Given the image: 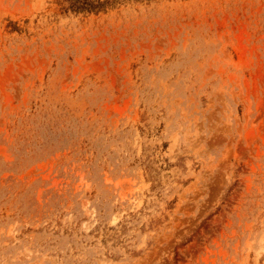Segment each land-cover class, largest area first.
Listing matches in <instances>:
<instances>
[{
	"label": "rangeland",
	"instance_id": "1",
	"mask_svg": "<svg viewBox=\"0 0 264 264\" xmlns=\"http://www.w3.org/2000/svg\"><path fill=\"white\" fill-rule=\"evenodd\" d=\"M0 264H264V0H0Z\"/></svg>",
	"mask_w": 264,
	"mask_h": 264
}]
</instances>
